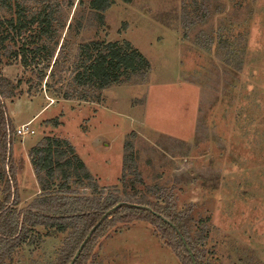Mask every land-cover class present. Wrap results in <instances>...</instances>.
<instances>
[{"label":"rangeland","instance_id":"rangeland-1","mask_svg":"<svg viewBox=\"0 0 264 264\" xmlns=\"http://www.w3.org/2000/svg\"><path fill=\"white\" fill-rule=\"evenodd\" d=\"M9 1L26 15L43 4ZM48 3L55 30L37 42L52 54L24 63L11 52L32 46L38 24L0 42V88L9 95L1 99L11 121L5 169L15 171L9 207L65 192L101 204L118 196L165 210L190 206L188 231L205 262L264 264V0H113L99 12L90 0ZM14 15L0 6V19ZM6 29L1 24L0 33ZM125 40L149 61L145 74L102 89L75 82L80 43ZM47 144L59 150L51 175L35 164ZM5 193L0 178V198ZM71 230L28 225L0 264H56L71 247ZM84 264L182 262L152 223L135 219L102 233Z\"/></svg>","mask_w":264,"mask_h":264},{"label":"trees","instance_id":"trees-1","mask_svg":"<svg viewBox=\"0 0 264 264\" xmlns=\"http://www.w3.org/2000/svg\"><path fill=\"white\" fill-rule=\"evenodd\" d=\"M49 0H42V5L38 10L29 15L25 14V9L20 3L12 4L9 0H0V6L13 8L14 16L0 19L1 24L6 29L0 33V42H3L9 35H19L24 30H30L33 24H38L37 30L30 34L29 41L32 46H26L23 43L20 48L13 49L14 55L21 54L22 62L31 63L33 60L44 54H52L48 52L45 44H38V38L43 35L46 37L52 36L55 28L52 26L55 19L54 6L48 3ZM113 0H90V5L96 11L105 10L111 5ZM54 5H56L54 3ZM3 47V46H2ZM28 53L31 56L28 57ZM77 59L75 63V74L73 79L75 82L87 88L102 89L106 86L117 83L122 78H128L132 74H145L149 68L147 58L128 40L123 43L117 41H108L102 43L99 41L82 42L78 46ZM56 62V58L53 64ZM9 96L0 88V161L3 171L0 172V178L4 180L6 193L3 198H0V256L4 255L5 250L8 252L12 248V243H16L18 236L25 233L27 226L43 224L47 227H53L58 231H65L70 227L74 234L71 237V247L57 259L56 264H69L77 251L80 243L87 235L89 230L95 226L87 241L82 246L78 256L72 264H84L86 255L91 250L96 239L104 233L108 228L118 222H130L135 219L148 220L158 230L160 235L166 239L173 252L181 260L182 264H209L203 259V246L199 245V239L196 235L189 233L192 216L190 214V206L184 209H178L173 204H169L167 209L156 206L149 200L130 201L121 197H114L106 200L104 203H99L93 196L76 195L72 193H62L53 195L47 193L37 197L33 202L16 210L9 207V200L14 199L12 189L14 186L15 171L13 164L7 171L5 160L11 158L9 150V142L7 128L9 126L10 117L6 111L4 101L1 96ZM85 97L86 94L80 93ZM59 143L58 140H55ZM47 144L41 150L45 154H39V162L35 164L46 168V173L53 172L55 168V153H59L57 148ZM129 144H125V149L129 148ZM36 148V147H34ZM54 153V155H53ZM124 156V162L131 156V151ZM43 159V163L41 162ZM62 160V159H61ZM64 165L62 169V177L65 179L69 176V168L71 159L62 160ZM9 163V162H8ZM7 163V164H8ZM80 166H84L82 160L79 161ZM9 165V164H8ZM38 178L41 188L45 189L49 186L43 182V177L38 171ZM84 175L90 176L89 171H85ZM14 178V179H13ZM60 186L66 189L69 188L66 181L60 182ZM14 191V190H13ZM13 195V196H12ZM117 203L118 206L113 208ZM111 208V211L105 215L104 213ZM181 236L186 240L183 242ZM190 248L194 259H192Z\"/></svg>","mask_w":264,"mask_h":264},{"label":"water","instance_id":"water-1","mask_svg":"<svg viewBox=\"0 0 264 264\" xmlns=\"http://www.w3.org/2000/svg\"><path fill=\"white\" fill-rule=\"evenodd\" d=\"M119 204H120V203H117L113 208H115V207L118 206ZM110 211H111V208L108 209V210L104 213L103 216L107 215ZM98 223H99V221L96 223V225H97ZM96 225H94V226L89 230V232L87 233V235L84 237V239H83L82 242L80 243V245H79L77 251L75 252V254H74L73 258L71 259V261L69 262V264H72V263L74 262V259L78 256V254H79V252H80L82 246H83L84 243L87 241L88 237L90 236L91 232L94 230V228H95ZM181 238H182L183 242L186 243L185 238H184L183 236H181ZM187 248H188V250H189V252H190V255H191L192 259H194V256H193L192 252L190 251V248H189L188 246H187ZM194 264H197L196 261H194Z\"/></svg>","mask_w":264,"mask_h":264}]
</instances>
